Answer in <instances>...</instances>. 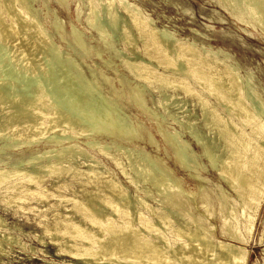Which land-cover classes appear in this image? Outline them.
<instances>
[{
	"label": "bare ground",
	"instance_id": "obj_1",
	"mask_svg": "<svg viewBox=\"0 0 264 264\" xmlns=\"http://www.w3.org/2000/svg\"><path fill=\"white\" fill-rule=\"evenodd\" d=\"M36 1L37 0H0V137L5 138V136H9L11 137L10 140H12L13 137L16 140L21 141L24 139H30L31 137L33 138V136L39 134L49 133L51 131L50 129H53L57 126L59 127L60 125H62V131H65V133H71V136L76 137L77 133L85 131V129L88 128L91 123L87 120L89 115L86 118L79 117L76 112L80 110H84L86 112H97L104 110L106 106L112 105V103L115 104L116 102L110 98L107 99L106 95L105 97L104 95H100L101 92L100 94H97L95 90H93L91 83H89V81H84L85 76L77 65L78 63L72 62V60H74L73 58L71 59L70 56L64 57V54L62 55L61 52L58 51L55 37L56 34H60L59 31L61 29V24L59 25L57 22H55V19L52 21L46 20L45 14L41 15L39 13L40 11H38L39 9L33 10L32 3ZM102 1L103 0L86 1L88 9L85 18L87 19V23L89 25H96V22L93 23L92 19L95 18V16L100 17L96 15L98 9L105 6L108 17L104 18H106L110 24L108 26H110L111 29H109L111 31H117L119 33L118 37L120 36L125 41V44H127L126 46L129 45L131 48L137 39L135 33L131 30V28H134V30H136L138 33L137 37L144 38L142 41L146 51L143 52L148 54V51H150V64L145 62L144 58L142 57H140L139 61L137 60L138 62L136 61V63L129 64L130 66H125L128 65L129 61L126 64V62L124 63L122 60L125 67L132 69L131 74L138 75L141 73L140 76L143 77L145 81L150 80V84L153 81L154 83L156 82V84L158 83L160 88H170L171 90L173 89V92L174 90H180L184 93V95L195 97V101H197L196 105H198L201 110V123H203L201 125L207 127L206 130L208 129L211 135L212 133L216 134L217 139H223L225 142L224 146H230L228 150L225 147V149L229 152H227V156L225 158L226 160L221 159V161H224L222 165L217 161L221 167L218 165L220 169L216 175L219 176L220 180L223 181L225 185L229 187V190L235 194V198L232 199L231 197L229 200L227 195L230 194H226L227 191L225 193L223 190L224 187L221 188L219 185L217 186V192H214V194H212L213 192L210 193L215 195V198L209 195L208 190H206L207 188L204 185L205 182H207L206 177H203L201 174L196 172L198 164H194V159L192 160V154L185 153L187 145L184 140H178L179 138H177V134L174 133L172 134L176 136L167 135V137H165V133H162L164 137L167 138V144H170V149L172 148L177 154H181V163L188 172L186 175L195 183V190L198 194V197L195 199L200 205H202L201 207L206 211L208 217L214 216L212 210H215L214 208L217 207L216 210L218 212H216V210L215 212L219 215H216V217H220H218L219 226H217V228L210 224L208 219L203 215L193 214L195 212H193V208L195 207L192 208V203H189L188 201L190 200L187 199L189 197L188 195L191 193L188 194L186 191V195L188 197L184 196V198H182L179 192L181 191L179 189H181L182 185L184 184V181L181 177L170 175L168 173L169 169L167 170L166 168L165 169L168 172L160 171L158 173L157 171V173H155L152 169L153 165L150 167V171H146L141 167L136 168L135 164L138 161L137 157L140 155L142 156L140 151L138 154L139 156L137 157L133 156L134 153L130 154L132 151L130 153L129 151L127 152V160L129 165H134L136 168L135 170L133 169V174L131 172L132 175H129L127 173L128 171H125L126 169L120 168V170L121 174H123L125 178H128L129 182L136 187L139 183L144 182L151 184L159 190V195L157 197H152L151 195L152 198H150V201L147 199V197L150 196V193H148L149 196L147 195V197L142 193L139 194H142L143 196H140L136 193L131 195L127 188L128 186H124L118 176L110 174L109 172L106 173L107 171L104 172V169L101 170L102 167L99 166V160H97V158L90 157V155L87 154L88 152L86 153L83 148L78 147L75 144L76 142L72 143L68 140H65V143L58 142L60 145L57 148L51 150L49 149L48 151L42 150L43 152L31 156L28 159H25L24 157H14L15 161H18L16 163L14 162L15 164H10L7 166L6 163H4L5 160H1L4 165H0V187L3 186V189H7H4L5 191L3 190L4 192L2 194L0 193V205L4 206L5 210L8 206L11 207L10 209L12 210L16 208L20 209L21 213L23 212L26 214L23 215V218L25 216L26 220L27 218L29 219L30 213L31 216H33L32 219L34 223L40 228V233L42 235L47 236L52 242H62L61 246L64 247L63 250L65 249L64 251L67 252V254L69 253L70 255H73L74 257L76 256L78 258L83 257L85 261L92 262L91 264H247L248 253L245 248V244L247 243L246 238L248 237V233L251 232V224H254L252 223L254 212L264 195V120L261 119L259 115V113L264 114V104H261L260 108L255 106L256 104L253 105V98L250 97L251 93L249 94L251 91H248L246 88L250 87V85L247 84L248 86H246L243 83L241 77L242 75H239L236 66H232L231 63L226 62L223 58L213 56V54L210 53L211 51L207 52L204 49V51L207 53L201 52L198 46L197 48L195 45H193L194 42L181 43V41H178L180 39H175L173 35L165 28L161 29L159 27L160 29H158L155 26L156 24L153 25L154 22L146 17L148 14L144 16L135 5L128 3L125 0H109L111 3L108 2V7L102 3ZM223 1L224 0H222V3ZM55 2L58 4V6L68 10V4L66 0H56ZM227 3L228 2L226 0V4ZM228 4L227 10H229L233 17H236L239 21H246L247 24L249 23L248 18L254 20L255 16L256 19L257 16H261V20L259 22V19L257 22L255 21L257 24L253 22V26L256 25L259 27V29L263 30V32H261L264 33V0H229ZM101 16L103 15L101 14ZM245 17L247 18L245 19ZM75 18L79 19L78 9L75 10ZM99 21L103 22L101 20ZM84 23H86V21ZM124 26H128L130 31ZM251 26L252 25H250V27ZM102 27L104 26L102 25ZM93 28L95 31L99 30L95 29V27ZM69 29L71 30L72 28ZM90 29L92 30V28ZM113 32L111 33L113 34ZM100 34L98 35L101 36L104 33L101 35ZM110 34L108 33V36H110ZM104 35L105 36L102 37H108L106 36L107 34ZM59 36L61 41H63L68 46H71L76 54L78 40L76 41L73 39L75 43L77 42V47L74 48L75 46L73 47V43H70L71 40L69 41L66 34L61 32V35ZM71 36L75 38L76 34L75 36ZM77 37L78 36H76V39ZM98 40L100 39L98 38ZM107 40L109 39L107 38ZM106 45L108 47L109 44ZM203 48L204 47H202V49ZM107 50L109 49L107 48ZM78 51L81 52L83 50L80 49ZM87 55L89 54L87 53ZM94 56H96V54H94ZM124 56H130V54H126ZM82 57L84 56L82 55ZM88 57L90 58V56ZM111 57L113 58V55ZM146 58H149V56ZM79 59L82 60V58ZM153 59L156 60L154 61L155 63L161 65L160 67L162 70L167 69L166 71L168 72L165 73L164 70L159 71L157 66L152 64ZM229 59L231 60V58ZM233 59L234 58H232V60ZM106 61L108 62V60ZM102 65L104 66V63ZM113 65L115 66V64ZM244 69H246V67ZM98 71L100 70L98 69ZM239 71L241 72L240 69ZM252 73L250 72L249 74L252 75ZM119 74L122 76L121 72H119ZM93 76L95 77L94 74ZM91 78L88 79L91 80ZM92 79L95 80V78ZM124 80L126 81V79ZM106 82H108V80ZM129 82H127V85ZM133 82L131 83V86ZM259 83L256 84L259 85ZM145 85L146 88L148 85ZM139 86L140 85L137 87ZM158 86H156L155 89ZM130 89L132 88L130 87ZM135 90L136 88L134 89V94L138 92H135ZM111 92H114V90ZM147 93L146 95H148ZM259 94L256 96H259ZM143 95L145 94L143 93ZM136 97H138V95ZM113 98L114 97H112V99ZM129 98L133 101L131 94ZM135 99L136 98H134V101ZM161 99L163 100V98ZM170 99H172L170 95L165 97L166 101H170ZM138 100V103L133 102L134 104H132H141L139 98ZM192 103L191 105H193ZM161 105L163 106V104ZM184 107L185 106L181 108L183 109ZM144 109L146 110L147 108L145 107ZM174 115H172V117ZM114 116L113 118H115ZM161 116H163V114ZM131 118H133V116ZM120 119L124 118L122 117ZM154 119H156L155 116ZM190 119H192L191 116ZM117 121H119V117ZM193 121H195V119ZM191 123V125H193L194 122ZM128 124H131V122ZM97 127L99 128V126ZM125 129L127 130V128ZM138 129H140V127ZM110 131H112V129H110ZM131 132L134 134V130H131ZM201 132L202 131L200 130V133ZM91 133L89 134L91 135ZM56 134L57 133H55V135ZM98 134L101 136V133ZM63 135L65 134L63 133ZM205 135L207 136V134ZM66 136L68 135L66 134ZM118 136L121 135L118 133ZM118 136L115 137L118 138ZM41 137H43V135ZM126 137L127 135H125V138ZM133 137L135 136L133 135ZM216 137L207 136L208 140L203 144L202 152L208 155L210 162H213V159H215V156L211 154L212 149L216 148V146H220V143H218ZM32 138L30 141H32ZM87 138L90 139V137ZM107 139L108 138H106V140ZM112 139L111 141H113ZM10 140H8V142ZM135 140H138V137ZM57 141L54 143L58 144L56 143ZM149 142L151 144V140ZM26 143L27 142L23 144L26 145ZM196 143L198 144V142ZM87 144L88 142L86 145ZM115 145L116 144H114L113 147ZM94 146L97 148V150H100L102 147L101 145H99L101 146L100 148H98V146L96 147V145ZM119 146L121 147V145ZM104 147L105 146L103 145V148ZM155 147H157V145H155ZM101 151L103 155L112 157L111 159H114L115 163H119L118 160H122H117L115 158L116 156L114 155L116 153L113 152L114 154H112L109 149H101ZM176 155H173V157ZM118 156L121 158L120 155ZM122 158L125 159L124 156H122ZM157 158L155 156V160ZM158 161L161 163L160 160ZM176 162L178 161L175 159V163ZM125 166L127 167V165ZM179 169H181V167ZM156 170L157 169H155V171ZM171 182L172 186H169ZM210 190L213 191L212 189ZM139 191L141 192V190ZM182 194L185 195V193ZM241 216L243 217L242 227L238 226ZM10 229L11 227H8L5 219L0 214L1 253L5 251V243H20L17 239L18 236H16V234H12ZM216 229L218 231L217 234L214 232ZM42 235L36 233L34 237L43 238ZM61 238H65L64 241H60ZM260 238L258 237V240ZM39 240L41 241V239Z\"/></svg>",
	"mask_w": 264,
	"mask_h": 264
},
{
	"label": "rangeland",
	"instance_id": "obj_2",
	"mask_svg": "<svg viewBox=\"0 0 264 264\" xmlns=\"http://www.w3.org/2000/svg\"><path fill=\"white\" fill-rule=\"evenodd\" d=\"M55 1L56 0H37L36 2L32 3V8H33V10L34 9H39L38 11H40L39 13L41 15L45 14L46 20H51L52 21V20L55 19V22H57L59 25L61 24L60 25L61 26L60 31L63 34L67 35V38L69 39V41L71 40L70 43H73V47L75 46L74 48L77 47L76 43L78 42L77 43L78 47L76 48V54H75V51H73L74 49H72L71 46H68L63 41H61V38L59 36V35H61L60 31H59L60 34H56V37H55L56 38L55 42H56V46H57L58 51H60L62 55L64 54L63 55L64 57L70 56L71 59L73 58L74 60H76V61L72 60V62L78 63L77 65L79 66V68L81 69L82 73L85 76L84 81H87V82L89 81V83H91V86L93 87V90H95V92L97 94L98 93L100 94V92H101L100 95H104V97L106 95L107 99L110 98L111 100L115 101L116 103L115 104L112 103V105L106 106V108L104 110H100V111H97V112L96 111L86 112L84 110H80V111L76 112V114L79 117L86 118L89 115L87 117V120L91 122L90 126H88L89 129L86 128L85 131L77 133L76 137L75 136H71L72 135L71 133H68V132L65 133V131H62V125H60L59 127L57 126V127L53 128V129H50L51 131L48 130V131H50L49 133L39 134V135L33 136V138L31 137L32 141H30L31 138L30 139H24V140L20 141V140H16L13 137H12V140H10L11 137H9V136H5V138L0 137V154H2V155H0V163H1L0 165H4V163H6L7 166L10 165V164H15L18 161H15L14 157H24L25 159H28L31 156H34V155H36L38 153H41L43 151H48L49 149L51 150V149L57 148L60 145L58 142L65 143L66 142L65 140L71 141L72 143L76 142L75 144L78 147L83 148L86 153L88 152L87 154L90 155V157H95V158H97V160H99V166L102 167V169L100 167L101 170L104 169L103 170L104 172L107 171L106 173L109 172L110 174L118 176L119 179L122 181L123 185L126 186V187L128 186L127 188L129 190V192L131 193V195H134L136 193V194H138L140 196L145 195L147 197L148 193H150L149 194L150 196L148 195L149 197H147V199L149 201H150V198L157 197L159 195V190L156 187L152 186L151 184L144 183V182L139 183L138 186L136 187L135 185H133V184H131L129 182L128 178H125L123 176V174H121L120 168L121 169L122 168L126 169L125 171L126 172L128 171L127 173L129 175H132L134 173V170L136 168H138V167H141V168L145 169L146 171H150V167H152V165H153L152 169H153V171L155 173H157V171H158V173L160 171L164 172V171H167L169 169L168 170L169 172L168 171L167 172L170 175L179 176L184 181V184L182 185L181 189H179V190H181L179 192H180V195L182 196V198H184V196L186 197L187 193L188 194L191 193V194L188 195L191 198H189L187 196L188 197L187 199L190 200V201H188L189 203H192L191 204V205H193L192 208L195 207V208H193L194 209L193 212L195 211L193 214L194 215H198V214L203 215L205 218L208 219V222L210 224H212L213 226H215L217 228V226H219V218H220L219 216L216 217V215H219L218 213H216V212H218L216 210L217 207L214 208L216 210V212H215V210H212V213H213L214 216H212V217L209 216L210 217L209 218L208 215L206 214V211L201 207L202 205H200L198 203V201L195 199V198L198 197V194H197V192L195 190V183H194L193 180H191V178H189L186 175V174H188V172H187V170L185 169V167L181 163V158H182V157H180L181 154L180 155L177 154L172 148H171L172 149L171 150L170 149V144L169 145L167 144L168 143L167 142V138H165V137H167V135L177 134V138H179L178 140H180V141L184 140V142L187 145L186 149L188 148L187 149L188 151L185 149V153L186 154H188V153L192 154L193 155L192 156V160L193 159L195 160V161L193 160L194 164L195 165L198 164L196 172L201 174V176L206 177L207 182H205L204 185L207 188L206 190H208V194L209 195H211L213 198H215L214 197L215 195H212V194H214V192H217V190H218L217 186L219 185V186H221V188L224 187L223 190L225 191V193L227 191L226 194H230V195H227L229 197V200L231 199V197H232V199L235 198V194L233 192H231V190H229V187H227V185H225V183L220 180L219 176L216 175V173L218 174V170L220 169L222 163L224 162V161H221V159L222 160H226L225 158L227 156V152H229L227 150L230 148V146H224L225 142L223 141V139H221V138L217 139V137H216L217 135L216 134L212 133V135H211V133L208 131V129L206 130L207 127H204V125L203 126L201 125V124H203V123H201V121H202V116L200 114L201 110L198 107V105H196V102H197V101H195L196 98L184 95V93L182 91H180V90H174V92H173V89L171 90L170 88H167L168 90L165 89V88H160L158 86V83L156 84V82L154 83L153 81L151 82V84H152L151 85L150 82H149L150 80L149 81H147V80L145 81V79L140 76L141 73L138 74V75L137 74L136 75L131 74V72H132L131 70L132 69L129 68V67H125V66H130L129 64L136 63L137 60L139 61L140 57L144 58L145 62L150 64V51H148L149 52L148 54L143 52V51H146L144 49L145 47L143 46V41H142L144 38L137 37L138 33L136 32V30H134V28H131V30L135 33L136 38L138 40L136 39L135 44L131 48H130L129 45L126 46L127 44H125V41L120 36H119L120 38L118 37L119 33L117 31H114V30L111 31L110 30L111 28H110V26H108L110 24L108 23L106 18H104V17H108V13L106 12L105 6L98 9V12H97L96 15L100 16L101 18L95 16V18H93L92 20H93V23L96 22L95 23L96 25L92 24L93 25L92 26V25H89L87 23V19L85 18L86 17L85 15H87V9H88L87 2H88V0H66V2L68 4V10L58 6V4ZM106 1L103 0L102 3H104L108 7L109 3H111V2L109 0H106ZM125 1L135 5L144 16H146V14H148L146 17H148L149 19H151L154 22V23L152 22L153 25L156 24L155 26L158 29H160V28L164 29L165 28L167 31H169L173 35V37L175 39H177V40L180 39L178 41H181V43H187V42L188 43H193L194 42L193 45H195V47L198 46L199 50H201V52L207 53V52L211 51L210 53L213 54V56H218L219 58H223L226 62L231 63L232 66H236L239 75L240 76L242 75L241 77H242L243 83L246 86L250 85V87H246V88L248 89V91H251V92H249V94L251 93L250 97L253 98V102H252L253 105L256 104L255 106L260 108L261 104H264V101H263V99H264V91H263L264 90V33H262L263 30L259 29V27H257L256 25H255L256 27L253 26L254 23L257 24L256 22H257L258 19H259L258 22L261 20L260 19L261 16H257V19L255 18L256 17L255 16L254 20L248 18L249 19V23L248 24L246 23V21H244V22L243 21H239L236 17H233V15L229 12V10H227V6L229 5L228 4L229 0H227V2H228L227 4H226V0H224L223 3H222V0H125ZM118 2H121V1H118ZM82 4H83V6H82ZM40 6H41V8H40ZM42 6L44 7L45 10L43 9ZM76 9L79 10V19L75 18V10ZM104 13H105V15H104ZM101 14L103 16H101ZM106 14H107V16H106ZM84 18H85V20H84ZM246 18L247 17H245V19ZM99 20H101L103 22H100ZM85 21H86L87 24L84 23ZM102 25L104 27H102ZM105 25H107V26H105ZM250 25H252V26L250 27ZM93 27H95V29H99V30L95 31ZM124 27L128 28V30L130 31L128 26L127 27L124 26ZM69 28L73 29V30L71 29L72 32H71V30ZM90 28H92V30ZM100 31H101V34L102 33L107 34L106 36H108V33L110 34L111 32H113V31L114 32H113V34L111 33L110 36L105 38V37H102V36H105V35L104 34L101 35ZM77 32H78L79 35L77 34ZM75 34H76V36H78L77 39H76ZM98 34H100L101 36H99ZM71 35H74L75 38H73V36H71ZM98 38L100 40H98ZM107 38L109 40H107ZM73 39L76 40V41L78 40V41L75 43ZM103 39L105 40V43H104ZM120 39H122V40H120ZM101 40H102V42H101ZM110 40H111V42H110ZM112 41H114V42H112ZM106 42H108V43H106ZM106 44H109L108 47H107ZM140 44H142V45H140ZM135 45H137V46H135ZM65 46L68 47V48H66ZM80 46H81V48H80ZM134 46L138 49V51H137V49ZM202 47H204V48L202 49ZM107 48L109 50H107ZM113 48L116 49V50H114ZM80 49L83 50L81 52H82V55L84 57H82L81 52L78 51ZM204 49L207 52H205ZM111 50H112V52H111ZM107 51L108 52L110 51L112 54L110 52L108 54ZM113 51H116V52H113ZM126 52H128V53H126ZM87 53L89 55H87ZM114 53H117V54H114ZM219 53H221V54H219ZM94 54H96V56H94ZM126 54L127 55L130 54V56H126L125 57L124 55H126ZM136 54L139 55V56H137ZM112 55H113V58L111 57ZM115 55H116V58H115ZM117 55H118L119 58L117 57ZM231 55H233L234 57L231 56ZM88 56H90V58ZM147 56H149V58H146ZM79 58H82V60H80ZM229 58H231V60ZM232 58H234V59L232 60ZM105 59L108 60V62ZM122 60L124 61V63L126 62V64L129 61L128 65L124 66ZM154 61H156V60L153 59L152 60V64L157 66L159 71H163L164 69L162 70V68L160 67L161 65L155 63ZM94 62H95V65H94ZM101 62L104 63V66L102 65L103 63H101ZM96 64L97 65L99 64V65L97 66ZM113 64H115V66ZM158 65H159V67H158ZM85 67H86V69H85ZM100 67L103 68L104 70L101 69ZM104 67H106V68H104ZM107 67H108V69H107ZM245 67H246V69H244ZM92 68H94V69H92ZM98 69L100 71H98ZM239 69L241 70V72L239 71ZM242 69H243V71H242ZM84 70H85V72H84ZM166 70L167 69L164 70L165 73L168 72ZM88 71L91 73V75H90V73ZM244 71H246V72H244ZM247 71H250L251 73L253 72L252 75L249 74L250 72H247ZM103 72H105V73H103ZM119 72H121L122 76L119 74ZM137 73H139V72H137ZM93 74L95 75V77L93 76ZM101 75H102L103 79L101 78ZM113 75H114V77H113ZM256 75L258 76L259 79L257 78ZM90 76L92 78H95V80L92 79ZM138 76H139V80H138ZM105 77L108 78V79H106ZM136 77H137V80H136ZM88 78H91V80L88 79ZM123 78L126 79V81ZM247 78H249V79H247ZM127 79L129 81H131V82H129ZM102 80H104V81H102ZM107 80H108V82H106ZM121 80H122V82H121ZM127 82H129L128 85H127ZM132 82H133L132 86L136 88L135 92L138 91L139 88H141L138 91L140 93L137 92L136 94H134V89L135 88H133L131 86ZM97 83H99L100 85L97 84ZM256 83L257 84L259 83V85H257ZM145 84L148 85L146 88H145V86H146ZM134 85H136V86H134ZM138 85H140V86L137 87ZM111 86H112V88H111ZM156 86H158L157 87L158 89L157 88L155 89ZM102 87L103 88L105 87V88L103 89ZM130 87L133 90L130 89ZM118 88H119V91H118ZM249 88H250V90H249ZM98 89H100V90H98ZM112 89L114 90V92H111V91H113ZM101 90L102 91L104 90V91L102 92ZM146 91L149 92V93H147ZM142 92L145 95H143ZM158 92H159V94H158ZM132 93H133V95H132ZM146 93L148 95H146ZM259 93H261V94H259ZM262 93H263V95H262ZM130 94H131V97L133 98V101H132V99L129 98ZM160 94H161V96H160ZM257 94H259L260 97L256 96ZM121 95L123 96V98H122ZM135 95L136 96L138 95V97H136ZM167 95H170L172 97V99H170V101L169 100L168 101L165 100V97ZM173 96H175V97H173ZM254 96L257 97V98H255ZM112 97H114V98L112 99ZM134 98H136L135 101H134ZM138 98L140 99L141 104L137 105L135 103L136 105H133L134 104L133 102H137ZM161 98H163V100ZM257 99L258 100L260 99V100L258 101ZM186 100H188V101H186ZM159 101H161V102H159ZM166 102H167V104H166ZM187 102H188V104H187ZM174 103H176V104H174ZM191 103L193 105H191ZM259 103H260V106H259ZM161 104H163V106ZM164 104H165V106H164ZM142 106H143V108H142ZM179 106H180V109H179ZM183 106H185V107L182 109L181 107H183ZM145 107L147 108L146 110L144 109ZM117 108H118V110H117ZM123 108H125V109H123ZM259 108H258V110H259ZM155 109H157V110H155ZM188 111H190V112H188ZM167 112H168V114H167ZM260 112H261V109H260ZM105 113H106L107 117L105 116ZM116 113H117V115H116ZM174 113H175V115H174ZM188 113H190L191 115L188 114ZM158 114H160V115H158ZM162 114H163V116H161ZM148 115H150V116H148ZM172 115H174V116L172 117ZM259 115H260V118L264 120V114L263 113H259ZM113 116L115 118H113ZM121 116L125 119V121H124V119H120V118H122ZM132 116H133V118H131ZM154 116L156 117V119H154ZM190 116H191L192 119H190ZM200 116H201V118H200ZM118 117H119V121H117ZM168 117H170V118H168ZM194 119H195V121H193ZM104 122H105V125H104ZM130 122H131V124H128ZM191 122H194L193 125H191L192 124ZM106 123H108L110 125H108ZM118 123H121L122 125L118 124ZM178 124H179V127H178ZM96 125L99 126V128ZM129 125H131V126H129ZM159 126H160V129H159ZM95 127H97V128H95ZM124 127L127 128V130ZM139 127H140V129H138ZM60 128H61V130H60ZM195 128L197 129V131H196ZM96 129H98V130H96ZM110 129H112V131H110ZM199 129L202 131L201 133H200ZM52 130L53 131L57 130V131L53 132ZM131 130L132 131L134 130V134H132ZM185 130H188L189 132L185 131ZM91 131H92V133H91ZM103 131H105V132H103ZM203 132H205V133H203ZM55 133H57L58 135L57 134L55 135ZM63 133L65 135H63ZM89 133H91V135ZM98 133H101V136H99L100 134H98ZM118 133H119V135H121L123 137L118 136ZM122 133H123V135H122ZM135 133H136V135H135ZM162 133H165L166 136L164 137V135ZM172 133H174V134H172ZM66 134L68 136H66ZM124 134L127 135V137H130L131 140H130V138H127V137L125 138ZM205 134H207L208 137L215 136L216 139L218 140V143H220V146H216V148L212 149V153L211 154L213 156H215V159H213V162H210V159H209L208 155H206L204 152H202L203 151V144L208 140V138H207V136ZM42 135H43L44 138L41 137ZM77 135H78V137H77ZM85 135L86 136L88 135L87 137H90V139L87 138ZM133 135L135 137H133ZM70 136L73 137V138H71ZM115 136L116 137L118 136V138H116ZM174 136H176V135H174ZM8 137H9V139H8ZM35 137H37V138H35ZM52 137H54V138H52ZM119 137L122 140H120ZM137 137H138V140H135V139H137ZM106 138H108V139L106 140ZM35 139H37V140H35ZM61 139L62 140L64 139V140L62 141ZM111 139L113 141H111ZM149 139L151 140V144L149 142L150 141ZM8 140H10L9 141L10 143L8 142ZM45 140H46V142H45ZM123 140H124V142H123ZM162 140H164V141H162ZM55 141H57L56 143H58V144H55L54 143ZM155 141H156V143H155ZM221 141H223L224 143L221 142ZM25 142H27L26 145L23 144ZM87 142H88L87 145H89V146L86 145ZM91 142H92V144H91ZM196 142H198V144ZM47 143H50V144H47ZM154 143H155V145H157V147H155ZM90 144L92 145V147H91ZM114 144H116L117 146L115 145L113 147ZM18 145H19V148H18ZM94 145H96V147L98 146V148H100L102 146L101 149H106V150L109 149L112 154H114L113 152H115L116 154L120 155L121 158H119V156L116 155V154H114L116 156V157L115 156L114 157L117 160L118 159H122V160L121 161L118 160L119 163H115L114 159H111L112 157H109V156L107 157V156L103 155L101 149L97 150V148H95ZM99 145H101V146H99ZM103 145L105 147L106 146L107 147L103 148ZM119 145H121V147ZM188 145H189V147H188ZM131 147H133V148H131ZM225 147H226L227 150L225 149ZM12 148H14V149H12ZM220 148L222 149V151H221ZM200 149H201V151H200ZM6 150H7V152H6ZM97 151H99V152H97ZM128 151H129V153L132 151L130 154L134 153L135 154V155L133 154L134 157L139 156L138 155L139 151H140V154H142V156L140 155L139 157H137L138 158V161H137L138 164L137 163L135 164L136 168L134 167V165L130 166L129 163H128V160H127V152ZM173 152H175V153H173ZM145 155H146L147 158L145 157ZM173 155H176V156H174L175 158L173 157ZM122 156H124L125 159H123ZM155 156H156V158L158 157L159 159L157 158L155 160ZM222 156H223V158H222ZM173 158H174V161H173ZM141 159H142V162H141ZM175 159L178 162L175 163ZM1 160H3V161L5 160L4 163H2ZM150 160H152V161H150ZM158 160H160L161 163ZM217 161L219 163H221V165H219V163ZM145 162H146V164L144 165ZM124 163H126V164H124ZM115 164H116V166L118 168L115 166ZM120 164H122L123 166L120 165ZM159 164H160V166H159ZM179 164H180V166H179ZM125 165H127V167ZM157 166H158V168H157ZM154 167H155V169H157L156 171H155ZM180 167H181V169H179ZM82 168H83V165H82ZM162 169H164V170H162ZM213 170H215V171H213ZM131 172H132V174H131ZM208 176H209V178H208ZM216 177H217V179H216ZM218 178H219V180H218ZM130 186H132V187H130ZM134 186H135V188H134ZM141 186L145 187V188H142ZM147 186H149V187H147ZM169 186H172V182L170 183ZM146 187H147V189H146ZM137 188H138V190H137ZM150 188H151V190H150ZM167 188H168V186H167ZM4 189L6 190L7 188H4ZM4 189H3V186L0 187V193L1 194L5 191ZM154 189H155V192H154ZM210 189H212L213 191H211ZM139 190H141V192ZM147 190H149V191H147ZM182 190H183V192H182ZM186 191H187V193H186ZM181 192L185 193V195L182 194ZM139 193H142L143 195L139 194ZM210 193H212V194H210ZM233 194H234V197H233ZM151 195H152V197H151ZM154 195H156V196H154ZM262 198H261V200L259 202V205H258L257 209L255 210L256 213L254 212V215H253L252 223H254V224H251L252 225L251 226V232L248 233V235H247L248 237L246 238V242L247 243L245 244V248H246L247 253H248L247 264H264V251H263V249H264L263 248L264 247V195H263ZM193 199H195V200H193ZM193 201L194 202L196 201L197 205H196V202L194 204ZM0 207H1L0 208V214L5 219L8 227H11V229H12V231L10 229V232L12 234H16V236H18L17 239L20 242V243H11V244L5 243L4 244V250L5 251H3L2 253L0 252V264H82V262H83V264H91L92 263V262L85 261V259L83 257L82 258L81 257L78 258L76 256L74 257L73 255H70L69 253L67 254V252L64 251L65 249L63 250L64 247L61 246L62 242H52L47 236L42 235L40 233V228L34 223V221L32 219L33 216H31L30 213H29V215H30L29 219L27 218V220H26L25 216L23 218V215H26V214H24L23 212H22L23 213L22 214L20 209L16 208L18 210H16V209L12 210V209H10L11 207L8 206L6 208V210H5L4 206L0 205ZM197 207H198V209H197ZM13 215H15V216H13ZM240 219L241 220L239 221L240 223H238V226L242 227L243 226L242 225L243 224V217L241 216ZM14 225H16V226H14ZM18 227H19V229H18ZM31 230L34 232L35 235H36V233H39L40 235H42L43 238L34 237L35 235L33 234V232ZM22 231H23V233H22ZM214 232H215V234H217L218 233L217 229L214 230ZM258 237L259 238L261 237V238L258 240ZM39 239H41V241ZM61 239H60V241H64L65 238H61ZM78 243H80V242H78ZM20 244H21V246H20ZM60 250L64 251L65 254H64V252H62ZM80 259H82V260H80Z\"/></svg>",
	"mask_w": 264,
	"mask_h": 264
}]
</instances>
